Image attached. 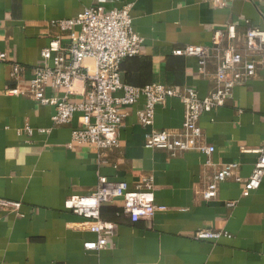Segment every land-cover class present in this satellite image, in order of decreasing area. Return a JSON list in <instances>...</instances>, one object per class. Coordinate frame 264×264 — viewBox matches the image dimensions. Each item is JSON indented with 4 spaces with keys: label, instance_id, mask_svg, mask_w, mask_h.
<instances>
[{
    "label": "crops",
    "instance_id": "crops-1",
    "mask_svg": "<svg viewBox=\"0 0 264 264\" xmlns=\"http://www.w3.org/2000/svg\"><path fill=\"white\" fill-rule=\"evenodd\" d=\"M216 1L0 0V52L7 56L0 64V201L20 204L18 210L0 206V264H264V176L255 191L244 193L243 183L229 178L218 182L215 199L203 197L224 165L237 164L234 176L243 181L252 173L254 152L264 148V70L233 88L223 107L200 117L201 143L214 147L209 158L146 149L148 130L136 115L144 108L143 98L121 109L127 116L119 147L100 152L72 142L79 114L69 125L53 128L54 108L28 95L41 50L60 35L52 22L87 8L129 7L133 30L143 42L136 57L121 62V81L134 87L190 88L202 99L213 89L216 61L210 60L201 74L195 59L172 51L208 47L213 29L229 24L237 27L238 37L246 22L264 30V0H223L225 8ZM237 46L243 48V40ZM11 63L26 68L20 84L10 77ZM16 87L21 95L6 93ZM56 95L62 96L45 89L46 97ZM183 118V104L168 99L156 107L152 129L178 133ZM99 176L125 182L129 191L152 178L155 204L166 210L150 220H131L120 199L104 204L101 218L116 224V231L105 249L90 252L83 248L96 240L89 222L66 211L64 203L70 196L92 194ZM199 230L222 235L198 240Z\"/></svg>",
    "mask_w": 264,
    "mask_h": 264
},
{
    "label": "built area",
    "instance_id": "built-area-1",
    "mask_svg": "<svg viewBox=\"0 0 264 264\" xmlns=\"http://www.w3.org/2000/svg\"><path fill=\"white\" fill-rule=\"evenodd\" d=\"M215 4L218 8L227 7L223 0H217ZM52 27L57 28L60 35L41 50L40 63L32 68L28 95L40 104L54 108L53 128L69 125L74 115L79 114L78 124L71 131L72 142L100 152L119 147V132L127 116L121 109L131 107L143 98L144 108L136 115L139 126L148 130L144 141L146 149L164 150L172 157L199 152L209 158L214 147L201 143L200 117L223 107L233 88L255 78L258 70H264V30L252 27L248 22L244 23L241 37L237 35V27L229 24L213 29L208 47L185 46L172 51L174 56L195 59L201 74L206 73L210 60L216 61L213 89L202 99L190 88L160 84L134 87L121 81V62L136 57L143 42L133 30L129 7L108 11L102 7L87 8L74 18L52 22ZM239 40H243V48L237 46ZM6 60V54L0 52V64ZM25 69L11 63V79L17 84L22 83ZM47 87L62 96L46 97ZM118 92L121 95L115 96ZM6 93L21 95L18 87ZM70 96H81L82 100L71 102ZM171 98L179 100L184 107L180 131L173 134L153 130L156 107ZM254 153L258 156L257 161L247 180L234 176L237 164L224 165L215 175V182L203 191L204 199H215L218 182L229 178L243 183L244 193L257 190L264 176V148ZM114 199L122 201V212L131 220H150L156 212L166 210L155 204L152 178H145L129 191L125 182H110L99 176L92 194L70 196L64 203L66 211L89 222L88 230L96 237L95 241L83 245L85 251H102L108 238L115 234L116 224L101 218L102 206ZM0 206L18 210L20 204L0 201ZM221 235L220 232L199 230L195 238L217 240Z\"/></svg>",
    "mask_w": 264,
    "mask_h": 264
}]
</instances>
